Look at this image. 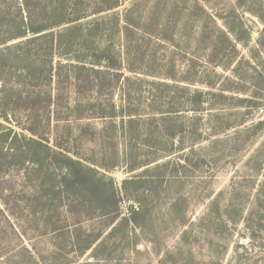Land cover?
I'll return each mask as SVG.
<instances>
[{
  "label": "rangeland",
  "instance_id": "rangeland-1",
  "mask_svg": "<svg viewBox=\"0 0 264 264\" xmlns=\"http://www.w3.org/2000/svg\"><path fill=\"white\" fill-rule=\"evenodd\" d=\"M140 1L134 12L142 22L137 39L127 44L116 32L118 63L99 74L102 99H111L116 110L137 106L139 116L129 123L118 112L114 120L71 116L68 122L52 118L49 125L50 141L69 131L70 148L91 158L100 191L94 196L83 186L75 189L82 203L72 214L54 209L56 201L46 207L49 222L67 217L64 230L56 233L44 223L35 196H24L32 185L44 192L51 178L33 172L25 159L0 161V264H264V0ZM130 4L125 0L114 11L122 17ZM191 18L204 21L206 31L223 30L238 59L224 68L205 62L206 50L194 40L201 23ZM5 22L0 19L2 36L11 32ZM149 28L156 35H149ZM226 47L222 38L221 55ZM196 73L213 83L212 90L184 81ZM194 90H221L225 96L209 94L193 112L187 106ZM67 92L76 97L72 86ZM150 101L178 108L165 127L175 128L173 136L148 120ZM85 123L88 136L81 142L78 132ZM76 239L93 243L79 253L72 246Z\"/></svg>",
  "mask_w": 264,
  "mask_h": 264
},
{
  "label": "trees",
  "instance_id": "trees-1",
  "mask_svg": "<svg viewBox=\"0 0 264 264\" xmlns=\"http://www.w3.org/2000/svg\"><path fill=\"white\" fill-rule=\"evenodd\" d=\"M124 2L125 0H0V19L6 20L5 30L9 28L11 31L8 35L0 34V161L4 159L10 164L25 159L34 165L33 172L51 178L52 184L44 192L32 185L31 192H25L24 196H35L42 216L45 213L44 223L46 220V224L52 225L51 230L56 233L64 230L67 217L62 215V220L57 217V220L49 222L47 217H52L47 216L46 211L50 208H45L56 201L54 209L64 208L65 212L72 214L74 206L82 203L80 198L75 197V189L83 186L89 194L96 196L100 188L93 166L89 164L91 158H83L78 150L70 148L69 131L61 136L53 135L49 140L51 119L55 118L56 123L59 120L68 122L71 116L77 120H87L90 116L114 120L118 112L127 117L129 123L139 116L137 106L122 104L116 110L111 99L101 97L104 85L99 74L114 68L118 63V53L113 48L114 35L119 31L129 44L137 39V31L142 27L141 14L134 16V12L140 10L142 2L131 0L130 6L123 9L120 17L116 11ZM8 7L11 10L7 11ZM109 12L112 14L100 17ZM90 16L94 18L84 23V26L78 24ZM190 20L201 23V20L195 18ZM163 25L168 26L166 23ZM148 31L149 35H156L150 28ZM222 38L229 43V47L223 49L221 55L222 49L217 47ZM14 40L17 41L13 42ZM99 40H106L105 46H99ZM194 40L203 45L206 50L203 59L213 66L224 68L226 62L238 59L235 43L220 28L206 31L204 21ZM10 41L12 42L9 43ZM55 56L58 57L56 75ZM197 60V55L191 57L194 69ZM61 67L67 68L62 74L59 71ZM120 73L117 70L114 72L116 76ZM197 74L184 81L188 85L205 84L212 90L213 83L202 81ZM161 84L174 92L187 89L189 93L187 87L165 82ZM70 86L76 96L73 100L70 99V92H67ZM209 94L216 93L192 91L188 98V110L199 112L202 105L210 99ZM216 96L225 95L220 90ZM246 99L251 105L257 103L256 100ZM147 107L148 120L154 121L161 129H167L165 127L173 122V114L178 111L173 104H166L164 108L155 101H150ZM58 108L63 111V115L58 112ZM88 127V123L80 126L77 137L79 141L87 138ZM174 129H167L169 136L175 134ZM55 170H60L59 174L54 175ZM37 173L35 174L39 176ZM102 194H106V191L103 190ZM100 203L105 205L104 202ZM59 220L61 225H58ZM78 241L76 239L72 246L79 253H83L93 243L91 239L81 240L80 244Z\"/></svg>",
  "mask_w": 264,
  "mask_h": 264
}]
</instances>
